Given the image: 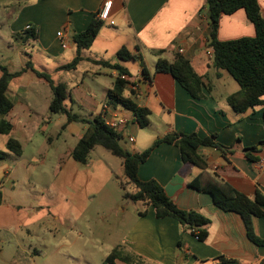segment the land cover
<instances>
[{
	"label": "crops",
	"instance_id": "0c3cea01",
	"mask_svg": "<svg viewBox=\"0 0 264 264\" xmlns=\"http://www.w3.org/2000/svg\"><path fill=\"white\" fill-rule=\"evenodd\" d=\"M107 1L112 2L109 19L113 25L104 22L92 45L78 51L73 36L85 31ZM258 4L264 18V0H258ZM208 21L204 0H0V45L14 55L0 66L10 73L23 70L10 82L6 92L12 109L4 119L12 124V130L1 135L5 137V149L6 142L14 139L22 144L23 154L31 143L28 132L45 127L53 115L48 109L52 98L50 86L33 70L49 75L55 86L65 87L64 107L81 120L124 118L125 125L116 132L128 143V138H133L132 151L125 149L130 153H140L156 139L173 134H197L200 138H214L221 146H233L232 152L225 156L215 148H199L207 167L205 171L184 163L180 150L167 143L156 147L138 167V178L156 181L179 209L210 220L207 238L199 242L173 218L157 219L152 207L145 208L141 217L137 211L120 246L126 253L141 257L146 264H221L216 260L220 257L235 261L229 264H260L264 260V244L255 246L248 240L239 215L219 210L209 194L189 186L200 176L201 183L206 184L216 175L250 198L256 192L264 195V167L259 164L264 160V146L253 154L256 162L249 161L242 152L243 148L264 142V110L256 107L237 114L228 105L227 97L240 88L226 71L211 66ZM26 26L35 31V39L22 37ZM58 32H62L61 37L57 36ZM254 34V26L242 9L220 18L217 33L220 41ZM17 41L21 50L18 57L14 54ZM123 48L135 59H119L117 54ZM178 50L183 51L180 55L202 78L203 99L192 98L169 74L156 72L158 57L154 52H161L160 58L173 62ZM76 57L80 60L74 70L61 69ZM27 63L33 70H24ZM103 64L125 70L122 74L128 77V82L122 96L149 110V125L144 129L151 132H143L130 111L108 100V91L121 74ZM11 66L17 69L12 70ZM63 72L69 75V83L60 80ZM104 105L110 111L105 116ZM75 106L83 114L74 111ZM78 124L67 123L66 119L62 129L78 136L79 141L86 126ZM5 160L0 161L2 188L6 186L3 178L8 179L7 186L13 185L11 169L5 166ZM9 210L11 206L0 203V228L7 226L4 222ZM253 228L264 242V218L254 219Z\"/></svg>",
	"mask_w": 264,
	"mask_h": 264
},
{
	"label": "trees",
	"instance_id": "16d2710c",
	"mask_svg": "<svg viewBox=\"0 0 264 264\" xmlns=\"http://www.w3.org/2000/svg\"><path fill=\"white\" fill-rule=\"evenodd\" d=\"M208 13L209 36L207 48L212 51L211 66L215 70L226 71L237 83L240 91L227 97L228 105L237 114H243L249 110L253 111L256 107H262L264 110V18L262 17L258 0H204ZM244 10L247 19L253 24L255 34L253 37H242L229 41H220L217 38L220 18L223 15H231L238 10ZM103 22L93 18L85 31L75 34L73 41L78 51L88 49L96 36ZM24 39H35L36 34L33 29L25 30L22 33ZM158 57L156 61V72L169 74L176 80L180 86L185 89L194 99H203L202 89L204 88L202 78L198 76L186 60L180 54L175 55L173 62H168L160 58L161 52H154ZM117 56L122 61L135 59L125 48L121 49ZM79 57H76L69 64L63 66L62 70H74L79 63ZM115 68L120 74L125 70L117 67L103 64ZM31 69L29 63L24 70ZM37 77L48 82L52 98L49 104L51 114H64L67 123H81L86 125V129L76 146L70 153L71 158L80 164H86L90 153L95 147L100 146L111 155L121 159L123 170V181H119V186L123 190V198L133 203H141L143 210L138 212V216L145 214V208L152 207L157 219L173 218L177 221L183 230H188L197 241L204 242L207 238L208 226L210 220L193 211H183L168 197L156 181H141L137 176L138 167L144 164L153 150L163 143L176 146L181 153L182 161L197 167L201 171L206 170V164L199 155L198 150L201 147L215 148L223 156L232 152L233 146L224 147L216 143L214 138H200L197 134H173L166 135L163 138L156 139L153 144L140 153H130L123 149L119 141L121 136L113 129L107 127L103 120L95 117L92 121L81 120L75 114L70 113L64 107V101L67 97L66 89L63 85H54L49 75L33 70ZM23 70L16 73H10L7 68L0 66V135H8L12 130V124L4 119L12 109V103L7 98L6 92L10 82L19 77ZM127 82L116 79L114 87L108 91V100L112 103L121 105L124 109L130 111L141 129L149 125V110L138 107L134 102L122 96ZM240 140L237 139V142ZM264 142H259L256 146L243 148L245 157L256 162L254 153L260 151ZM8 153L19 157L22 154V144L14 139L6 142ZM8 154L0 151V161L5 160ZM190 187L199 192L209 194L213 199L216 208L223 212H231L239 215L243 221L246 236L255 246H262L264 242L259 239L253 228V220L264 218V195L256 192L254 197L250 198L226 182L220 181L216 175L206 184L201 183V176L193 180ZM127 187L131 191H126ZM0 203H2V193L0 191ZM221 264H229L235 261L223 257L216 259ZM120 261L125 264H146L144 260L134 254L126 253L123 247H116L105 259L106 264H114ZM264 264V260L260 263Z\"/></svg>",
	"mask_w": 264,
	"mask_h": 264
},
{
	"label": "rangeland",
	"instance_id": "374dc122",
	"mask_svg": "<svg viewBox=\"0 0 264 264\" xmlns=\"http://www.w3.org/2000/svg\"><path fill=\"white\" fill-rule=\"evenodd\" d=\"M19 46L17 41V57ZM13 58L0 45V63ZM62 74L60 80L69 83V75ZM77 107L74 111L83 114ZM65 120L64 114L50 115L45 127L28 132L31 143L21 157L9 154L3 161L11 169L13 185L7 186L3 178L6 186L0 187L2 202L12 208L4 222L7 228H0V264H106L142 209L141 203L123 198L121 159L97 146L86 164L72 160L69 151L78 136L62 129ZM4 138L0 135V151L7 152ZM119 144L133 149L123 139Z\"/></svg>",
	"mask_w": 264,
	"mask_h": 264
},
{
	"label": "built area",
	"instance_id": "2783aa9c",
	"mask_svg": "<svg viewBox=\"0 0 264 264\" xmlns=\"http://www.w3.org/2000/svg\"><path fill=\"white\" fill-rule=\"evenodd\" d=\"M111 5H112V2L111 1L104 2L103 5H102L101 10L98 12V14L96 15V17H97V19L99 21H101L103 23L104 22H109L111 25H113V22L110 21V19H109ZM25 29L26 30H30L31 29V26H26ZM57 36L58 37H61L62 36V32H58L57 33ZM182 52H183L182 50H178L177 54H182ZM117 77H118V79H120L122 81L128 82V77L126 75H124V74L118 75ZM107 112H110L109 111V108H108V105H104L103 106V110H102V114L105 116L107 114ZM112 117L113 118L104 119L103 120L104 124L107 127L113 129L114 131H117L120 126L125 125L126 120L124 118H122V117L114 118V116H112ZM128 141L130 143H132L133 142V138H128ZM259 164H260V166L264 167V160H262L261 162H259Z\"/></svg>",
	"mask_w": 264,
	"mask_h": 264
}]
</instances>
